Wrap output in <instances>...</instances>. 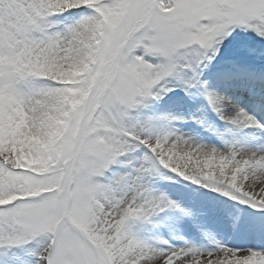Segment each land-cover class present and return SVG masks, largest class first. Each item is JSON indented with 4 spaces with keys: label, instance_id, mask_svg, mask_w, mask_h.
<instances>
[{
    "label": "snow or ice",
    "instance_id": "6c2138e0",
    "mask_svg": "<svg viewBox=\"0 0 264 264\" xmlns=\"http://www.w3.org/2000/svg\"><path fill=\"white\" fill-rule=\"evenodd\" d=\"M240 33L260 70L220 76L264 108V0H0V264H264L206 230L212 249L151 235L162 213L192 215L162 171L264 214V148L196 143L150 111L179 89L264 131L205 79Z\"/></svg>",
    "mask_w": 264,
    "mask_h": 264
},
{
    "label": "rangeland",
    "instance_id": "374dc122",
    "mask_svg": "<svg viewBox=\"0 0 264 264\" xmlns=\"http://www.w3.org/2000/svg\"><path fill=\"white\" fill-rule=\"evenodd\" d=\"M245 45H244V44ZM261 42L259 39L252 34L248 33H240L238 35H234L233 38H231L229 41L226 42V47L224 49V59H226V54L232 57V54L235 56L237 60L236 64H232L231 61L226 62L224 64V69H226L227 72L233 70L237 71V66H247L249 70H260V60L259 59H252L251 62L248 60L246 61L243 59L244 55L241 53V51L245 50V47H255L258 50L261 48ZM239 54V55H238ZM246 54V53H245ZM224 62V61H222ZM213 70L211 68L210 70H206L205 72V79H208L210 82L211 89L218 86L223 85H229L232 89L235 87L239 88L238 86L241 85V88L243 86L247 87L251 85V82H243L236 79H226L221 78V73H213L208 74ZM222 72V73H227ZM208 74V75H207ZM215 75H217L215 77ZM237 88L235 90H237ZM214 90V89H213ZM243 92H237L233 91V93L226 94L230 99H232L235 103H237L240 107H242L240 101H236L233 97L237 95L241 98L245 97V95L242 94ZM165 103H154L150 111L151 113L155 115H171V116H183L184 123H188L189 125H192L194 127H199L202 130H205L206 132L210 133L209 130L213 131L214 129H209L208 125L206 126V123H198L197 121H203L207 120L206 111L203 110V106L201 105V96L195 95L194 97L186 96L183 91L177 89L176 91L169 93L167 95V98L165 99ZM243 101H246L245 99ZM258 100L255 102L252 100L251 104L247 105L249 108V111H253L254 116H259L261 120L263 118L260 116L263 112V109L258 106ZM175 121H173L174 123ZM172 123V124H173ZM210 123V121H209ZM215 128V125L213 126ZM216 131L220 133V127L216 128ZM215 136V133H211ZM221 135V134H220ZM155 186L160 191H167L169 193L176 192L182 195V201H178L174 198H171L173 200H176L180 203L182 207L185 209H188L192 215L191 216H184L178 212H172L168 211L165 213L160 214L156 219L159 221H162V228H158L155 231H153L152 236L154 237H162L165 239H170L172 236L177 237H183V240L176 239L173 242L177 245H182L184 240L190 241L192 243H195L196 245L200 243L208 242L209 246L214 247V245L203 236V231H209L211 232L217 240L222 241V238H218V235L227 232V226L224 223L221 224H207L202 223L200 215L204 209H212V208H219L216 206H213L212 204H206L205 196L208 194L204 189H201L200 186H193L189 182L185 181L183 178L179 177L177 174L170 173L168 171H162L161 175L156 178ZM200 187V188H199ZM191 191L188 195L185 193H181L182 191ZM197 190V191H196ZM173 195L175 193H172ZM169 196V195H168ZM209 214V213H207ZM210 217H214V215L210 214ZM264 229V227H263Z\"/></svg>",
    "mask_w": 264,
    "mask_h": 264
},
{
    "label": "bare ground",
    "instance_id": "6f19581e",
    "mask_svg": "<svg viewBox=\"0 0 264 264\" xmlns=\"http://www.w3.org/2000/svg\"><path fill=\"white\" fill-rule=\"evenodd\" d=\"M248 48L249 47H245V50L244 51L242 50L241 53L244 55L243 59L251 62L252 59L247 55ZM224 57L225 55H223L220 58V60L212 66L213 70L208 74L227 72L226 69L223 68L224 64L229 61L237 60L233 54H232V57L227 54H226L227 58L224 59ZM227 73L229 75H232L236 73V70L235 71L231 70ZM216 76L217 75H215V77ZM226 79H231V78H226ZM213 89L221 95H226L229 93L230 94L233 93V91L236 88L232 89L229 85H223V86H218L217 88L213 86ZM237 92H243L245 96H249L248 92L243 91L241 86L237 88ZM233 97L236 101L240 100L238 97H235V95H233ZM166 98L167 96L161 99L160 103H165ZM243 100L244 99L240 100L241 104L245 103L243 102ZM201 105L203 106V110L206 111V116H207V119L210 121V123L207 120L206 121L203 120V122L206 123V126L208 125L209 129H214L213 131L209 130L210 133H208L205 130L200 129L197 126L194 127L192 125H189L188 123H184L183 116H177V117H180V119L175 121L172 124V127L178 130L179 132H181L182 134H184L185 136L190 137L196 143L205 144L209 146H216L217 148L221 150H227V147L231 145L233 142H240L254 150L264 148V131H260L254 128L237 129L235 126L225 123L224 121L219 119V117L216 115L215 112L212 111V109L208 106L206 100L202 96H201ZM262 109H263L262 111L263 113L260 116L264 120V108ZM245 110L249 114L254 116L253 111H249L247 108H245ZM257 118L261 120L259 116H257ZM214 125H215V128L213 127ZM218 127H220V130H222L220 131V133L216 131V128ZM211 133H215V136L212 135ZM189 183L192 184L191 182ZM193 186L197 187L199 185H193ZM201 189H204V188L201 187ZM204 190L208 192V194H206L205 196L206 204H212L213 206L219 207V209L218 208H213V209L216 210V213L218 214L223 213L226 216L227 220L226 219L225 220L227 223V227L229 229V233L222 235V236H218V238L222 237L221 242L223 244L229 247H241V248L264 247V237H262L261 235V233L264 232V229H263L264 214L260 213L259 211H254L251 208H246L244 206H241L238 203L231 201L228 198H225L220 193H215V192H212L206 189ZM191 191L193 190L182 191L181 193H185L188 195L189 193H191ZM162 192L166 193L167 195H169V197L174 198L180 202L184 199V198L182 199L181 194L178 195V193L176 192H171V193L167 191H162ZM172 193H175V194L173 195ZM206 213L207 212H204V214ZM237 217H239L238 223H236ZM203 219L208 223H209V219L216 220L214 221L216 224L219 222H222V220L219 217H216V218L206 217ZM205 221H201V222L205 224ZM156 222H157V227L152 229L151 235L153 231H155L159 227L162 228V221L161 220L158 221L156 219ZM198 246H203L205 248L212 249V246L208 247L209 246L208 242L200 243L198 244Z\"/></svg>",
    "mask_w": 264,
    "mask_h": 264
}]
</instances>
